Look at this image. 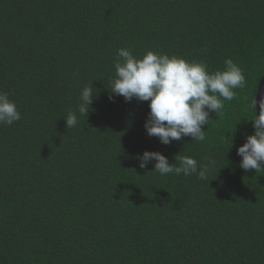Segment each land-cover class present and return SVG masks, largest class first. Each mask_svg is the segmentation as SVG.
<instances>
[{"label": "trees", "instance_id": "16d2710c", "mask_svg": "<svg viewBox=\"0 0 264 264\" xmlns=\"http://www.w3.org/2000/svg\"><path fill=\"white\" fill-rule=\"evenodd\" d=\"M120 48L210 72L231 58L245 86L203 142L165 145L147 101L109 99ZM85 86L90 110L67 128ZM261 88L264 0H0V90L21 113L0 124V264H264V172L237 155ZM145 150L216 165L162 176L140 168Z\"/></svg>", "mask_w": 264, "mask_h": 264}, {"label": "clouds", "instance_id": "9594fccd", "mask_svg": "<svg viewBox=\"0 0 264 264\" xmlns=\"http://www.w3.org/2000/svg\"><path fill=\"white\" fill-rule=\"evenodd\" d=\"M115 62V77L111 81V94L122 96L126 102L133 99L149 105L144 127L150 137H157L167 145L173 140L180 141L190 136L192 141L203 142L210 113L218 116L224 108V101H232L237 88H244L245 76L242 69L231 58L224 60L222 70L210 72L204 61H188L178 55H168L147 51L142 57L133 55L130 48H120ZM256 92V90H255ZM92 86L81 90L80 102L76 111L68 112L65 122L67 128L77 126L79 116L86 117L93 100ZM254 133L247 135L246 141L237 148L240 167L245 171L264 172V96L259 101L250 102ZM21 119L16 102L9 93L0 90V124L11 125ZM232 142V141H231ZM178 163H170L159 151L145 150L138 157L140 168L154 163V170L160 175H196L205 180L216 165V161L206 157V162L187 155H177Z\"/></svg>", "mask_w": 264, "mask_h": 264}, {"label": "water", "instance_id": "95a60500", "mask_svg": "<svg viewBox=\"0 0 264 264\" xmlns=\"http://www.w3.org/2000/svg\"><path fill=\"white\" fill-rule=\"evenodd\" d=\"M263 96V92H262V88H261V90L259 91V94L257 95V112H258V114H259V101H260V99H261V97Z\"/></svg>", "mask_w": 264, "mask_h": 264}]
</instances>
